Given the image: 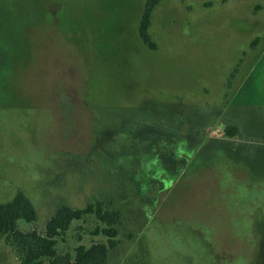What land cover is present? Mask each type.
I'll return each mask as SVG.
<instances>
[{"label": "rangeland", "instance_id": "1", "mask_svg": "<svg viewBox=\"0 0 264 264\" xmlns=\"http://www.w3.org/2000/svg\"><path fill=\"white\" fill-rule=\"evenodd\" d=\"M144 9L0 0V204L24 192L40 234L63 205L114 204L112 264L140 241L150 264H264V0H163L157 50ZM99 225L74 221L59 252L107 242Z\"/></svg>", "mask_w": 264, "mask_h": 264}, {"label": "trees", "instance_id": "2", "mask_svg": "<svg viewBox=\"0 0 264 264\" xmlns=\"http://www.w3.org/2000/svg\"><path fill=\"white\" fill-rule=\"evenodd\" d=\"M163 0H145V9L140 22V36L145 45L157 50L151 35L152 18ZM227 138L242 137L238 126L228 124L225 128ZM37 212L24 192L19 191L15 198L0 204V240L10 245L19 256L18 264H112V251L120 245L118 226L123 221V212L112 203L102 200L89 203L83 209H73L67 205L58 208L40 234L36 230L23 231L20 222L29 224L37 221ZM94 219L100 225L96 234H103L107 242L87 247L80 245L73 252L61 253L59 239L64 237L74 221ZM135 236V235H134ZM140 255L132 261L136 264H150L148 252L142 241L139 242Z\"/></svg>", "mask_w": 264, "mask_h": 264}, {"label": "flooded vegetation", "instance_id": "3", "mask_svg": "<svg viewBox=\"0 0 264 264\" xmlns=\"http://www.w3.org/2000/svg\"><path fill=\"white\" fill-rule=\"evenodd\" d=\"M225 128H226V126L224 127V129H223V134H224V136H225ZM226 137V136H225Z\"/></svg>", "mask_w": 264, "mask_h": 264}, {"label": "crops", "instance_id": "4", "mask_svg": "<svg viewBox=\"0 0 264 264\" xmlns=\"http://www.w3.org/2000/svg\"><path fill=\"white\" fill-rule=\"evenodd\" d=\"M158 8V7H157ZM156 11V10H155ZM155 13V12H154ZM154 15V14H153ZM153 19V18H152ZM152 25H153V21H152ZM152 25H151V27H152ZM151 29V28H150ZM151 32V31H150Z\"/></svg>", "mask_w": 264, "mask_h": 264}]
</instances>
